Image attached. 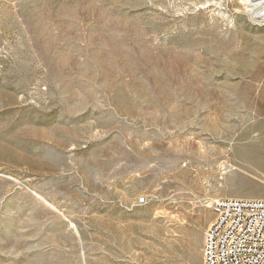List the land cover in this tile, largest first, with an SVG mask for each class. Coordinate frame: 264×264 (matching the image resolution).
<instances>
[{
    "label": "rangeland",
    "instance_id": "obj_1",
    "mask_svg": "<svg viewBox=\"0 0 264 264\" xmlns=\"http://www.w3.org/2000/svg\"><path fill=\"white\" fill-rule=\"evenodd\" d=\"M251 2L0 0V264H204L264 198Z\"/></svg>",
    "mask_w": 264,
    "mask_h": 264
},
{
    "label": "built area",
    "instance_id": "obj_2",
    "mask_svg": "<svg viewBox=\"0 0 264 264\" xmlns=\"http://www.w3.org/2000/svg\"><path fill=\"white\" fill-rule=\"evenodd\" d=\"M213 210L215 218L205 233L204 264H264V198L219 197Z\"/></svg>",
    "mask_w": 264,
    "mask_h": 264
},
{
    "label": "bare ground",
    "instance_id": "obj_3",
    "mask_svg": "<svg viewBox=\"0 0 264 264\" xmlns=\"http://www.w3.org/2000/svg\"><path fill=\"white\" fill-rule=\"evenodd\" d=\"M250 1H252L251 3L253 4V7L255 8L254 9V15L256 16V17H258V18H261L262 20H264V0H250ZM260 8V10H257V9H259ZM256 10V11H255ZM238 169H236V168H234V172H233V175H229V177H228V179L229 178H232L233 179V177H239V175L241 174V173H238V171H237ZM48 204V203H47ZM54 208V207H53Z\"/></svg>",
    "mask_w": 264,
    "mask_h": 264
}]
</instances>
